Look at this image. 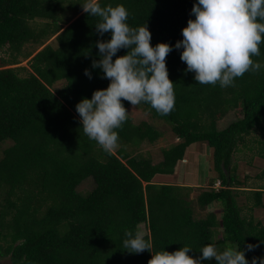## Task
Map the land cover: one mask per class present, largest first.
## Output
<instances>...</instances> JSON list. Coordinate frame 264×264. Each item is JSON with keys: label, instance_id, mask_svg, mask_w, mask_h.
<instances>
[{"label": "trees", "instance_id": "obj_1", "mask_svg": "<svg viewBox=\"0 0 264 264\" xmlns=\"http://www.w3.org/2000/svg\"><path fill=\"white\" fill-rule=\"evenodd\" d=\"M83 2L0 0V54L7 56L0 58V259L9 258L11 264H148L150 251L133 254L123 247L125 233L140 231L143 224L153 254L189 246L197 258L209 243L244 249L264 240L261 221L245 216L251 197L252 210L264 206V188L240 190L248 178L241 179L232 166L239 145L256 133L264 160V67L236 78L233 86L198 84L195 73L185 71L182 49L174 48L166 57L174 82L171 112L160 115L148 103H123L128 112L142 109L163 122L177 142L163 149L156 164L136 153L142 145L156 147L165 133L147 121L134 123L128 113L116 129L119 150L106 153L84 134L75 107L110 83L92 69L93 59H99L96 41L110 39V33L99 36V18L88 16ZM99 2L123 4L130 26L148 25L153 46L174 45L194 19L195 0ZM259 48L261 54L252 58L264 65V42ZM24 61L27 66H21ZM86 68L92 79L84 74ZM236 110L242 117L218 129V118ZM8 141L10 146L2 148ZM194 144L213 152L208 186L195 203L201 210L218 205L220 218L211 211L195 219L194 188L154 181L157 175H174ZM90 178L94 189L80 192ZM243 194L246 203L239 199ZM218 230L222 238L216 241ZM262 255L264 244L246 252L250 261Z\"/></svg>", "mask_w": 264, "mask_h": 264}, {"label": "clouds", "instance_id": "obj_2", "mask_svg": "<svg viewBox=\"0 0 264 264\" xmlns=\"http://www.w3.org/2000/svg\"><path fill=\"white\" fill-rule=\"evenodd\" d=\"M80 5L88 16L99 18L95 29L100 37L110 33V39L96 41L99 59L92 61V69H99L102 78L110 83L75 106L84 134L106 153L116 148L119 140L116 129L128 119L123 101L134 106L148 103L160 115H167L174 108V82L169 78L166 62L174 48L182 49L180 59L187 65L185 71L195 73L198 84L233 86L236 78L264 67L252 58L261 54L259 45L264 42V0H195L191 9L194 19L190 18L182 29L183 39L174 45L160 42L155 46L147 24L129 25V11L123 4L102 6L99 0H84ZM121 49L127 52L118 56ZM84 74L93 78L87 68ZM218 183L220 187H216ZM214 187L221 188V182L217 181ZM125 236L126 251L152 253L148 264H203L213 258L216 264H264V255L254 256L251 261L246 257V252L254 251L264 240L247 244L244 249L231 246L220 249L209 243L194 258L189 254L192 250L189 246L153 254L152 245L142 232L128 231Z\"/></svg>", "mask_w": 264, "mask_h": 264}, {"label": "rangeland", "instance_id": "obj_3", "mask_svg": "<svg viewBox=\"0 0 264 264\" xmlns=\"http://www.w3.org/2000/svg\"><path fill=\"white\" fill-rule=\"evenodd\" d=\"M43 21H39L42 23ZM32 46H26V49H30ZM7 57L4 53L0 54V58ZM21 66H27V61H24ZM236 111H231L226 117L218 118L217 120V128L223 129L227 128L232 122L236 121L238 118L242 117V114L237 113ZM130 115L133 118V122L136 124L141 123L142 121H147L151 123L155 128L161 130L165 133L164 138L161 139L160 142L157 143L156 147H150L148 145H142L136 153H141L143 157L151 158L154 163H158L160 160L163 159V149L169 148L172 144L177 142L176 136L169 131V129L164 125L163 122L157 120L156 118L152 117L150 113L145 112L142 109H130ZM260 139V134H252L248 136L244 142V144L239 145L238 151L234 154L233 157V167L237 168V174L243 177L248 178V183L253 187H257L261 184L264 185V160L260 158L258 152L260 150V146L256 143V140ZM10 146V142L6 143L2 146V148H7ZM207 145L202 144H194L189 150H193L189 152V155L186 157V162H179L176 166L177 176L170 177L171 181L169 183H174L175 180L179 182L181 185L183 184L180 181L186 182L188 187L194 188L191 193V199L193 200V208L195 212V219H202L205 218L209 212L214 211L216 212L217 216L220 218L222 215V208L218 205L211 206L209 209L201 210L195 203L197 196L201 193V190L208 186V179L211 176V160L213 159L212 150H207ZM206 149V150H205ZM119 150V145L117 144L116 148L113 150L115 153ZM241 179H244V178ZM93 178L87 179L84 181L81 186L79 187V191L87 194L88 192L92 191L95 187V183ZM184 186V185H181ZM246 195H242L239 199L241 203H246ZM254 199L251 197V200L248 201L247 207L245 209V216L251 217L253 216L256 223L260 222L262 225L264 224V206L260 208L253 209L252 207L254 203ZM263 205H264V198H263ZM140 232L147 234V229L145 225H140L139 227ZM222 230H218L216 235V241L222 238ZM2 244V243H0ZM224 245L222 246L223 249ZM0 264H11L9 258L0 259Z\"/></svg>", "mask_w": 264, "mask_h": 264}, {"label": "crops", "instance_id": "obj_4", "mask_svg": "<svg viewBox=\"0 0 264 264\" xmlns=\"http://www.w3.org/2000/svg\"><path fill=\"white\" fill-rule=\"evenodd\" d=\"M192 147V146H191ZM207 147V146H206ZM206 150V149H205ZM207 150L208 151H210V149L207 147ZM193 150H187V153H186V155H185V159H186V157H187V155H189V152H192ZM177 171H175V174L174 175H157L156 177H155V179H154V181H155V183H158V184H171V185H176V184H179V182L177 181V180H175L174 181V183H176V184H174L173 182L172 183H169V181H171V178L170 177H175V175L177 176ZM241 178L243 177V176H241V175H239ZM244 178V177H243ZM180 182H182L183 184H181V185H184V186H186V187H188V184L186 185V182H183V181H180ZM246 184L247 185H245L246 186V188H244V189H240V190H245V191H248V190H255V189H257V188H259V187H262V188H264V185L263 184H261V185H259V186H257V187H253V186H251L250 184L251 183H248V182H246ZM181 185H176V186H181ZM255 188V189H254ZM264 198V197H263ZM264 225V224H263Z\"/></svg>", "mask_w": 264, "mask_h": 264}, {"label": "built area", "instance_id": "obj_5", "mask_svg": "<svg viewBox=\"0 0 264 264\" xmlns=\"http://www.w3.org/2000/svg\"><path fill=\"white\" fill-rule=\"evenodd\" d=\"M216 187H220V183H218V184L216 185Z\"/></svg>", "mask_w": 264, "mask_h": 264}]
</instances>
